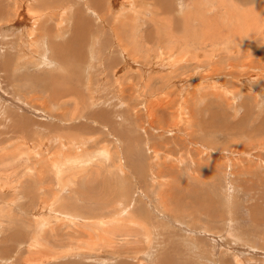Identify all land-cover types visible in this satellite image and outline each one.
<instances>
[{
	"label": "rangeland",
	"instance_id": "rangeland-1",
	"mask_svg": "<svg viewBox=\"0 0 264 264\" xmlns=\"http://www.w3.org/2000/svg\"><path fill=\"white\" fill-rule=\"evenodd\" d=\"M0 264H264V0H0Z\"/></svg>",
	"mask_w": 264,
	"mask_h": 264
},
{
	"label": "bare ground",
	"instance_id": "bare-ground-1",
	"mask_svg": "<svg viewBox=\"0 0 264 264\" xmlns=\"http://www.w3.org/2000/svg\"><path fill=\"white\" fill-rule=\"evenodd\" d=\"M130 6V5H129ZM80 19V18H79ZM69 54V53H68ZM72 55H73V53H72Z\"/></svg>",
	"mask_w": 264,
	"mask_h": 264
}]
</instances>
